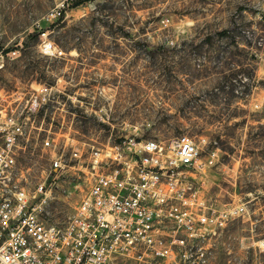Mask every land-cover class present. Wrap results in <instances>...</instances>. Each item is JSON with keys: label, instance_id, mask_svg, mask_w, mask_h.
Returning a JSON list of instances; mask_svg holds the SVG:
<instances>
[{"label": "rangeland", "instance_id": "1", "mask_svg": "<svg viewBox=\"0 0 264 264\" xmlns=\"http://www.w3.org/2000/svg\"><path fill=\"white\" fill-rule=\"evenodd\" d=\"M57 2L0 0V50H12L0 69V108L19 101L20 112L45 88L52 96L27 128L22 178L34 191L53 151L71 166L53 184L44 220L63 223L93 179L62 134L85 144V156L108 142L187 135L203 161L217 154L199 193L206 212L244 209L202 241L208 264H264V0H89L50 22ZM45 39L63 54H44ZM97 107L112 126L97 122ZM48 136L55 149L44 147Z\"/></svg>", "mask_w": 264, "mask_h": 264}, {"label": "built area", "instance_id": "2", "mask_svg": "<svg viewBox=\"0 0 264 264\" xmlns=\"http://www.w3.org/2000/svg\"><path fill=\"white\" fill-rule=\"evenodd\" d=\"M71 5L72 0H59L47 20L60 21ZM41 50L53 56L63 54L47 39ZM4 57L0 50V69ZM44 91L42 98L33 94L20 112L18 100L15 106L0 108V264H113L119 259L208 264L212 251L202 241L243 215L244 209L229 204L221 211L206 212L199 193L217 154L203 161V149L187 135L169 143L135 138L108 142L93 146L85 156V144L62 134L65 147L75 161L85 164L83 172L89 171L93 179L63 223L44 220L53 184L71 169L64 154L53 151L50 174L34 191L19 170L27 128L34 127L52 97L50 89ZM94 116L101 125L112 126L104 107L94 109ZM43 145L57 147L51 136ZM50 177L53 181L48 185Z\"/></svg>", "mask_w": 264, "mask_h": 264}, {"label": "trees", "instance_id": "3", "mask_svg": "<svg viewBox=\"0 0 264 264\" xmlns=\"http://www.w3.org/2000/svg\"><path fill=\"white\" fill-rule=\"evenodd\" d=\"M87 1H89V0H76L75 2H72L71 8H72V9L78 8L79 6L83 5V4L86 3ZM226 34H227L226 32H222L220 35H226ZM40 36H41L40 33H35V34L30 35V37H31V38H34L35 40H38V39L40 38ZM208 40H209V39H208ZM11 51H12V50H10V49L4 50V54H5V55H8ZM35 81H36L37 83H39L38 80H35ZM39 113H41V115H43V113H44V108H43L42 110H40ZM76 114H77L78 117L81 116V114H80V116H79V113H76ZM82 119H84V118L82 117ZM86 120H93V118H91V119L86 118ZM85 124H86V123H85ZM104 127H105V126H104ZM260 233H261V232H260ZM262 239H264V235H263Z\"/></svg>", "mask_w": 264, "mask_h": 264}, {"label": "bare ground", "instance_id": "4", "mask_svg": "<svg viewBox=\"0 0 264 264\" xmlns=\"http://www.w3.org/2000/svg\"><path fill=\"white\" fill-rule=\"evenodd\" d=\"M24 168V167H23ZM24 171V170H23Z\"/></svg>", "mask_w": 264, "mask_h": 264}]
</instances>
